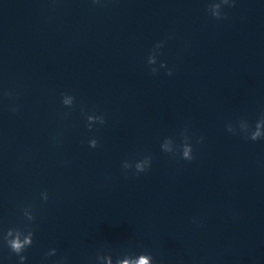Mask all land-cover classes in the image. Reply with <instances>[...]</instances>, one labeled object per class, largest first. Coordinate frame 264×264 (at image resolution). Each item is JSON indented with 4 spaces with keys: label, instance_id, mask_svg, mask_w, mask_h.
I'll use <instances>...</instances> for the list:
<instances>
[{
    "label": "clouds",
    "instance_id": "clouds-1",
    "mask_svg": "<svg viewBox=\"0 0 264 264\" xmlns=\"http://www.w3.org/2000/svg\"><path fill=\"white\" fill-rule=\"evenodd\" d=\"M94 2H98V0H94ZM222 5H228L229 7H234L235 4L233 0H219V2H212L209 4L208 11L211 13V15L216 19H222L226 18L222 15L221 11H218L222 8ZM162 47V44H158L156 48ZM156 51L153 50V53L149 55L148 57V64L149 65H155L156 64ZM161 67H166L165 64H161ZM157 71L156 68H152V72L155 73ZM171 70L168 71V75H171ZM74 97L72 96H64L62 103L66 106H71L73 104ZM88 127L91 130L93 122H99L101 124L104 123V118L102 116H88ZM246 122V121H245ZM246 131L244 132L247 136V138H250L252 141H256L262 137H264V131H262V127H264V114L261 115V118L256 122L254 130L250 129L249 124L246 122ZM227 130L229 132H232L235 134V129L233 126L229 123L227 125ZM97 140L91 139L89 141V146L92 148L97 147ZM173 144V141L169 139H165L163 144L161 145L162 150L169 153H174L175 149L172 147H169V145ZM180 147V150L182 151V158L185 160H192V146L189 143L187 135L184 136L183 144ZM151 166V157L147 156L143 160L138 161L135 163V168L137 172H143L146 170V168ZM123 167L125 169H129L132 167V165L125 161L123 164ZM42 199L45 201L48 199L47 193L44 192L41 194ZM24 215L27 217L29 221H33L35 217L32 215V213L25 209ZM33 236L34 231L28 230L26 233L24 230H21L19 228H9L7 230L6 235L4 236V240L6 241L8 247L11 249L13 253H15L17 256H19V264H24V262L27 260V257L22 255V253L25 251L26 248L30 247L33 243ZM56 254V249H50L47 256H54ZM127 256V254L125 255ZM140 257V264H148V261L151 260L153 264V258L150 254H139ZM65 258H61L60 261L57 262V264H64ZM117 261L119 262V258H117Z\"/></svg>",
    "mask_w": 264,
    "mask_h": 264
}]
</instances>
